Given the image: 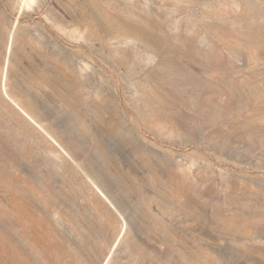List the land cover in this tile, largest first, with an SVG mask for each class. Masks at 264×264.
<instances>
[{
    "label": "rangeland",
    "instance_id": "1",
    "mask_svg": "<svg viewBox=\"0 0 264 264\" xmlns=\"http://www.w3.org/2000/svg\"><path fill=\"white\" fill-rule=\"evenodd\" d=\"M145 1L0 0V264H264V0Z\"/></svg>",
    "mask_w": 264,
    "mask_h": 264
},
{
    "label": "bare ground",
    "instance_id": "2",
    "mask_svg": "<svg viewBox=\"0 0 264 264\" xmlns=\"http://www.w3.org/2000/svg\"><path fill=\"white\" fill-rule=\"evenodd\" d=\"M122 3L127 7L128 10H131V11H132V7L133 8L139 7V8H141L142 11L148 13L153 8L152 2L150 3L149 1H145V0H122ZM176 18L177 17L175 15V13H172V16L169 17V22L170 23L171 22L173 23V21L175 22ZM161 33H162L163 38L165 37L168 39H173V38H178V37L184 38V39L192 38L191 35H188V34L187 35H177L176 33H171L170 31H168L166 29L161 30ZM140 36L144 39L154 38V36H152L151 34L143 33V32L140 33ZM158 37H159V35H158ZM261 38H262V40H264V36ZM4 95H7V94L5 93ZM233 115L239 117V116L243 115V110H239V112H237V113L235 112V114H233ZM26 116H27V114H26ZM232 128H233L234 132L238 131L240 129H248L249 131L254 130V128L251 124V118H249V117H246V119L243 120L242 122H234L232 124ZM258 130H261V129L259 128ZM116 135L122 137V139L128 138L127 136L120 134V133H118ZM51 139L53 140V142L56 145H58V147H60L62 149V151H64L68 155L67 150L61 145V143H59V141L55 140V138H53V136L51 137ZM132 144H133V142L130 140L128 143L129 149H131ZM136 152L137 151H133V147H132V153H136ZM95 153L97 154V158H95L93 160L92 159L87 160L83 169L85 171L87 178L92 182V184L94 185V187L96 188L98 193L101 194V196L106 200V202H108L111 205V207L119 214L120 218L122 219L123 228H122L118 238L116 239V241L114 243V248H115L118 245L119 240L121 239L123 233L125 232V229L127 228V219H126L127 217L124 214L122 208L116 203V200H115L117 198L116 194L111 192L110 190H107L104 186H108L109 189H111V187L119 188L129 198H133L134 193L127 190V188L124 189V187H126L124 178H123V176L120 175L119 167L114 164L115 158L114 159L111 158L110 151H108L104 147H101L97 151H95ZM139 154H140V152L137 153L140 161L143 163H146L148 161V159H146L143 154H140V155ZM149 161H150V159H149ZM159 180L160 179H158V182L160 183ZM2 220H3V218H0V223L2 222ZM109 257H110V255L107 257L106 261L109 260ZM105 263H107V262H105Z\"/></svg>",
    "mask_w": 264,
    "mask_h": 264
}]
</instances>
